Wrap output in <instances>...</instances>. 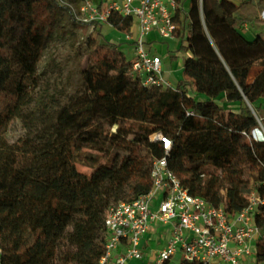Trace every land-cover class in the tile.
Here are the masks:
<instances>
[{"label": "trees", "instance_id": "trees-1", "mask_svg": "<svg viewBox=\"0 0 264 264\" xmlns=\"http://www.w3.org/2000/svg\"><path fill=\"white\" fill-rule=\"evenodd\" d=\"M176 4V41L188 56L175 90L145 87L131 76L134 58L126 60L103 29L132 35L133 19L112 12L105 22L83 24L93 28L83 86L60 105L35 92L50 41L44 17L70 9L55 0H0V264H99L109 208L152 188L153 160L161 154L149 143L155 132L172 140L169 167L192 195L231 215L252 193L264 200V140L252 137L260 123L264 128V0ZM107 8L98 0L100 14ZM254 68L262 71L251 81ZM220 100L239 103L240 111ZM10 118L27 132L13 142ZM87 151L114 157L104 164L84 154L90 172L79 171L76 158ZM256 223L262 230L253 259L264 264V204Z\"/></svg>", "mask_w": 264, "mask_h": 264}, {"label": "built area", "instance_id": "built-area-1", "mask_svg": "<svg viewBox=\"0 0 264 264\" xmlns=\"http://www.w3.org/2000/svg\"><path fill=\"white\" fill-rule=\"evenodd\" d=\"M63 8H78L81 21L105 22L112 12L133 19L138 28L131 76L145 87L175 90L164 77L162 58L151 52L145 37L156 33L166 40H176L179 29L174 22L176 0H105L107 11L98 12L94 0H55ZM264 19V12H263ZM132 35H126L131 40ZM193 114V113H191ZM260 128L253 130L254 140L263 141ZM149 143L161 149L153 160L151 190L132 202L112 205L105 217V251L99 264H129L144 257L143 240L152 225L171 227V235L154 257V264L187 260L199 264H245L253 258L261 228L256 223L258 208L264 204L257 194L249 197L248 206L235 215L224 206H214L192 195L169 167L172 140L162 132L149 137ZM1 254V250H0Z\"/></svg>", "mask_w": 264, "mask_h": 264}, {"label": "rangeland", "instance_id": "rangeland-1", "mask_svg": "<svg viewBox=\"0 0 264 264\" xmlns=\"http://www.w3.org/2000/svg\"><path fill=\"white\" fill-rule=\"evenodd\" d=\"M94 3L98 6V0H94ZM50 16L44 17V33L49 34L50 41L39 64L38 77L40 84L35 93L45 101L54 100V104L59 103L60 105H64L68 96L82 89L81 70L87 66V39L92 33L93 28L83 25L84 23L80 20L82 16L78 8L70 11L59 8L55 11L52 19ZM257 28L262 29V27ZM103 32L109 41L117 43L126 60H132L134 58L135 52L126 42V34H121L117 31L113 32L108 27H104ZM169 42L170 40L163 39L158 35L154 42L150 44L151 52L164 58L166 53L169 54L167 52V44ZM182 53L186 55L185 52ZM169 55L172 56V54ZM170 60L171 57L168 59V65ZM175 69V65L167 67L164 64V77L166 80H173L175 73L171 74L170 71ZM176 75L179 77L181 73L178 72ZM173 84L175 86L177 85L175 83ZM113 130H116V127L111 132ZM261 130L264 131L263 126H261ZM26 134L27 132L23 128L21 120L15 118L9 119L6 127V135L10 141H16L20 137L26 136ZM84 154L95 156L104 164H110L114 157V154L110 157H105L96 151L82 152L76 158L75 167L77 170L87 173L90 172V169L84 167L80 161ZM32 241V235H28L26 242L31 244ZM245 264H254V259L249 258Z\"/></svg>", "mask_w": 264, "mask_h": 264}, {"label": "crops", "instance_id": "crops-1", "mask_svg": "<svg viewBox=\"0 0 264 264\" xmlns=\"http://www.w3.org/2000/svg\"><path fill=\"white\" fill-rule=\"evenodd\" d=\"M230 1H233L234 3H237V4L241 2L238 0H230ZM183 6L186 9H188L189 0H183ZM256 32H259V30H256ZM243 33L248 39L250 40L254 39V32H252L249 26H246V25L244 26ZM137 34H138V28L133 27V34L131 37L132 39L126 40V42L127 43L134 42V39L136 38ZM157 37H158V34L156 33L148 34L145 37V41L147 45H150L151 42H154V40ZM129 46L133 48V46L131 45ZM167 52L169 54H172V56L167 53L166 55H164V58L160 56L162 58L163 70H164V64L167 67L168 66L172 67L173 65H175L176 69L172 70L173 72L170 71L171 74L175 73V76H173V80L171 81L169 80V81L177 84L179 81L183 80L184 78L182 76V73L184 70L183 61H184V58L188 56V54L184 55L182 52L179 51V43L176 40H170V42L167 44ZM170 57H171V60L168 65L167 62ZM176 59H179V60H176ZM174 61H175V64H174ZM261 71L262 70L260 68H254L251 72V78H250L251 81H253L260 74ZM178 72L181 73L179 77L176 75ZM217 103L221 107L227 110H231L233 112H239L241 108L239 103H226L224 100L217 101ZM260 103L264 105V100H262ZM170 235H171V227L169 225H162V224L152 225L151 230L148 232V234L145 236L143 240L142 247L144 249V257L141 260H132L130 261L129 264H154L155 254L164 248ZM179 263H180L179 260H175L174 262H171L170 264H179Z\"/></svg>", "mask_w": 264, "mask_h": 264}, {"label": "bare ground", "instance_id": "bare-ground-1", "mask_svg": "<svg viewBox=\"0 0 264 264\" xmlns=\"http://www.w3.org/2000/svg\"><path fill=\"white\" fill-rule=\"evenodd\" d=\"M263 135H264V131H263Z\"/></svg>", "mask_w": 264, "mask_h": 264}]
</instances>
